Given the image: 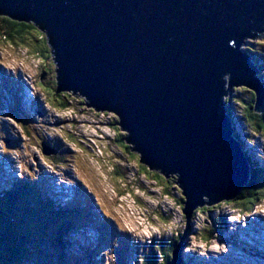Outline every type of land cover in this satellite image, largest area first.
Masks as SVG:
<instances>
[{"label": "water", "instance_id": "95a60500", "mask_svg": "<svg viewBox=\"0 0 264 264\" xmlns=\"http://www.w3.org/2000/svg\"><path fill=\"white\" fill-rule=\"evenodd\" d=\"M0 14L43 30L57 91L113 114L139 163L175 175L186 221L247 182L224 102L243 85L262 109L241 45L264 36V0H0Z\"/></svg>", "mask_w": 264, "mask_h": 264}, {"label": "rangeland", "instance_id": "374dc122", "mask_svg": "<svg viewBox=\"0 0 264 264\" xmlns=\"http://www.w3.org/2000/svg\"><path fill=\"white\" fill-rule=\"evenodd\" d=\"M39 31L44 34L43 30ZM25 35V39L18 44L2 41L0 35V56L5 59L6 64L14 66L17 73L30 76L34 85L33 93L37 92L38 96L32 101H35V108L38 110L30 111L27 108L30 115L22 117L10 111L4 114V104L0 107V145H3L11 162L14 161L12 164L8 163V168L1 173L0 189H7L8 192L14 190L8 179L15 176L18 178L19 174L21 180L32 183L30 189V185H27L25 196L38 205V200L41 199L45 207L48 204L53 205L51 207L55 216L46 215L43 223L50 218L49 234L55 241L56 229L59 231L60 227L64 228L63 217L58 214V209H66L65 213L70 216L64 215V220H70V211H73L74 205H83L81 198L85 195L95 198L107 216L105 223L100 222L101 218L95 220L90 217L72 231L64 230L61 233V242L65 257L57 250L53 264H56V261L69 264H141L140 255L144 246L151 244L153 239H165L169 242L175 236H179L177 245L181 242L187 245L182 250V258L186 264H264V236L260 230L262 227L258 228L259 224L264 223V198L245 215H240L241 217H226L229 212L235 210L220 200L207 206L208 211L200 209L186 221L182 207L178 206L180 203L177 198L182 195L177 185L173 184L172 187L164 181L160 185L154 183L152 175L140 173L141 170L137 167V153L133 151L135 154L129 156L126 150L116 146L113 126L109 125L108 121L114 118L113 114L92 111L84 105L86 100L83 97L84 101L80 102L78 95L73 97V108L66 110L56 108L49 101V95L39 81L47 84L50 78H56V67L50 70L49 74L45 73V77L38 78L42 70L41 58L27 43L37 38V34L30 31ZM259 41L264 42V36L246 39L247 43H254L257 49L259 48L257 56L261 57L264 63V48L261 50L257 45ZM247 43L244 42L241 48H249ZM248 91L251 92L243 85L233 87V94L237 98L248 96ZM1 92L2 90L0 98ZM7 92L13 93L11 85ZM231 106L229 109L237 123L236 131L240 133V142L244 140L242 134L251 137V142L244 140L243 151H247L255 161L264 163L258 155L261 151L264 157V137L254 132L249 125L244 126L238 104L231 101ZM1 125L4 129H1ZM121 132L125 133L122 130ZM6 133L15 141V146L10 147L8 141L3 143ZM46 152L48 154H45ZM53 154L56 157H53ZM115 164L121 168L122 175L119 177L113 176L111 166ZM0 165L3 163L0 162ZM50 175L76 178L84 184L81 188L84 192H80L78 199L72 201L59 182L53 187L55 191L60 190V187L63 189V199L59 200L49 192L53 185H48ZM163 188H168L169 195L163 194ZM5 190L3 193H6ZM71 193L75 194L72 191ZM63 200L67 201L66 208L61 206ZM84 200L86 201V198ZM81 208L78 210L83 214ZM5 210L7 219H12L9 214L15 213L13 208L8 207ZM214 217H220L221 224H216V233H212L210 241L205 243L201 240L203 229H210ZM37 219H40L38 215ZM78 220L80 221V218ZM256 228L259 230L256 231ZM125 233L128 234L126 237ZM83 248L93 249L96 253L89 260L88 252L86 250L84 253ZM156 259L158 262L160 255L157 254ZM47 261L42 258L37 260V264H49Z\"/></svg>", "mask_w": 264, "mask_h": 264}, {"label": "trees", "instance_id": "16d2710c", "mask_svg": "<svg viewBox=\"0 0 264 264\" xmlns=\"http://www.w3.org/2000/svg\"><path fill=\"white\" fill-rule=\"evenodd\" d=\"M30 31H34L37 34V38L27 42L29 47L35 51V54L39 55L38 57L41 58V68L38 78L45 77V73L49 74V71L55 68V64L52 60V51L50 46L48 45V41L46 38L45 33L41 34L39 28H36L35 25L29 22H18L16 20H12L8 16L4 14H0V35L1 40H6L7 42H14L17 44L20 43L25 39V33H29ZM37 39V40H36ZM261 43V44H260ZM260 49L263 50L264 42L259 41ZM252 49H257L254 43L251 44ZM259 50V48H258ZM259 52V51H258ZM257 58H260L253 54L252 63L254 65L257 64ZM257 66V65H256ZM264 68H262V76L264 75L263 72ZM261 74V73H260ZM39 84L44 87L49 95V101L58 109L66 110L72 107V102L75 100V95L70 91L65 92H57L56 90V78L49 79L47 84L43 81H39ZM248 96H243L242 98L231 97V101H234L238 104L239 108L241 109L242 121L245 124L244 126L249 125L254 132H258L260 135L264 137V105L260 111L254 110V93L248 91ZM79 96V95H78ZM79 96L80 102L84 99ZM226 102L230 101L229 99H225ZM229 107H226V113L231 114ZM109 125H112L113 132H114V141L117 147H122L123 150H126V153L129 156H133L132 148L129 144L126 143V134L121 132V129L117 126V119L111 118L108 120ZM232 124H235L229 120V126L232 127ZM24 127V126H23ZM25 128V127H24ZM239 132L234 130L233 134L236 139L239 140ZM244 139L246 142H251L250 136L244 135ZM241 149H244L245 142L244 140H239ZM245 155V164L247 166V173L248 178L247 182L239 189L236 193L235 197L232 200L225 201V203L232 206V209L236 211L248 212L253 206L259 204V201L264 198V163L263 162H254L250 155ZM260 158L262 153L258 154ZM61 155H59L60 158ZM53 157H56L53 154ZM58 157V156H57ZM113 169V176L119 177L122 175L121 168H119L118 164L111 166ZM141 170L140 173H148L150 176L152 175V180L154 183L160 185L162 181L166 182L167 184H171L173 187L174 183L176 182L175 175H170L171 177L168 178L164 176L158 169L152 168L149 170L145 165L140 163L137 164ZM173 176V177H172ZM18 188H15L11 192L6 191V193L0 194V264H37V260L42 258H46L48 261L47 263L53 264V259L55 258L54 255L57 253V250L64 256L65 249L62 246V239L61 233L64 230H73V228L77 227L78 222L84 223L87 219L92 218L93 215L90 214L89 210L84 211L83 214L79 213L78 208L79 205H74L73 211H70L72 214V218L70 220H64V215L66 209L62 210V207L58 209V214L62 215L63 222L62 227L58 228L55 231V239L49 234V220H45L43 223L44 218L46 215L54 217L55 214L51 206L52 204H48L45 207V203L43 200L40 201V205L36 204L32 199L25 196V190L28 184H25L24 180H19ZM178 185V184H177ZM30 189V187H29ZM163 194L165 196L169 195L168 188H163ZM40 198V197H39ZM177 202L180 203L179 207H182L183 198L180 196L177 198ZM13 208L15 213H10V217L12 219H7L8 214L6 212V208ZM200 209L208 211L209 208L207 206H199L192 214L195 212L200 211ZM45 214V215H44ZM37 215L40 219H37ZM67 216H70L67 214ZM88 217V218H87ZM80 218V221L78 220ZM77 220V222H75ZM216 224H221L220 217L213 218V225L210 227L209 230L207 228L203 229V235L201 240L204 242H208L211 239L212 233H216L217 228ZM69 226V227H68ZM51 236V237H50ZM179 240V236H175L169 242L165 239H153L151 244L143 247L142 254L140 255V263L141 264H166L171 256L172 250L177 244ZM61 242V244H60ZM67 242H70V240ZM71 243V242H70ZM186 243L181 242L180 247V254L177 258L176 264H186V262L182 258V250L186 247ZM88 250L87 252H90ZM92 254H88L89 260L92 257ZM157 254L160 255V260L157 262ZM77 257L76 255H74ZM90 256V257H89ZM65 257V256H64ZM78 258V257H77ZM75 258V259H77ZM79 262V261H78ZM77 263V262H76ZM91 263V262H90ZM55 264V263H54ZM56 264H69V263H61L56 261Z\"/></svg>", "mask_w": 264, "mask_h": 264}, {"label": "bare ground", "instance_id": "6f19581e", "mask_svg": "<svg viewBox=\"0 0 264 264\" xmlns=\"http://www.w3.org/2000/svg\"><path fill=\"white\" fill-rule=\"evenodd\" d=\"M257 67L259 68V69H261L262 70V68H263V66H264V63H263V61H262V59L261 58H257ZM68 92V91H67ZM231 106V103L228 105V107H230ZM232 107V106H231ZM230 111H231V109H229ZM228 110V111H229ZM103 112V111H102ZM232 127L236 130V127H237V125L236 124H232ZM233 140H234V138H233ZM239 145V144H238ZM239 149H240V151H241V153H242V149H241V146L239 145ZM242 155H243V158L245 159V155L242 153ZM50 192H52V193H54V194H57V191H55L54 189H50ZM59 198V197H58ZM59 200H62V198H59ZM116 235V234H115ZM128 235V234H127ZM124 236V235H123ZM120 238V237H119ZM119 249V248H118ZM227 252H228V250H227ZM226 252V253H227Z\"/></svg>", "mask_w": 264, "mask_h": 264}]
</instances>
